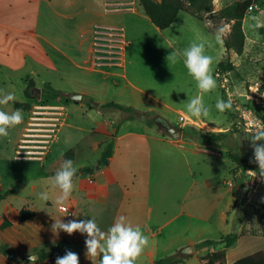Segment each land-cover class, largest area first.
<instances>
[{
    "label": "rangeland",
    "instance_id": "obj_1",
    "mask_svg": "<svg viewBox=\"0 0 264 264\" xmlns=\"http://www.w3.org/2000/svg\"><path fill=\"white\" fill-rule=\"evenodd\" d=\"M33 1V3H26L24 0H0V24L5 23L11 28L17 29V31L9 30L8 32H12L11 37H9L6 33L7 31L0 27V50L7 49L13 46L14 43V46L19 47L16 56L11 55L10 58H7L6 56L0 55V62L3 61L6 63V61H9L10 64L16 66H21L24 63L28 67V70L25 72H29L31 76H33L31 71L36 70L34 66L36 62L33 59L36 54H32L35 52L32 47L41 49V45L44 44L43 39L46 38H35L24 34V31L35 26L38 13H40L38 18H41L42 26L38 28L37 33L43 37H49L50 35V32L47 33L45 30L46 24L42 19L44 16L48 19V23L53 25L54 28H60L68 32V36H61L58 38L59 43L65 47L68 46L67 43L79 41L81 35L93 36L96 31L107 32L114 30L116 33H124L125 39H127L126 41L129 45L127 48L129 57H134L136 45L134 42L129 44L133 36L132 33L134 32L133 25H138V27L141 28L140 31H145L149 38V42H151V46L159 43L164 45L170 52L175 50L171 45L174 46L176 50H183L188 47L192 41L199 42L203 40L211 45L210 47H206V54L214 57L212 68L214 78L217 81L215 90L209 93H200L196 87V82L188 75L187 69L181 59L176 64L168 65L165 58L170 53L166 55L163 52L165 50L155 49L153 53H148V59H146V62L141 67V74L143 73L147 76V79H149L151 85L155 87V90H150L143 84H137L143 90L152 92L155 97H149L138 92L134 93L130 86H127L125 90L126 102L124 101L125 104L127 103L126 105L134 109L136 108L135 110L138 112H151L152 115L149 117H142L143 115H136V117L138 120H156L155 125H153L154 127L150 125H146V127L154 128L155 131L157 130L159 132L157 135L164 139H175L168 131V128L160 126V124L164 125L162 123L164 121L170 122L171 126L178 129L193 126L203 131L217 132L226 135L219 145H214V147L209 149L217 154L221 152V156L197 153L195 151L196 146L192 144L195 140L192 136L190 137L188 135L187 131H184V144H181L180 149L172 148L168 145L167 147L163 146V150H168L159 158V166L154 170V180L155 183L160 186L162 202L170 206L167 218L164 219L163 222L168 221L175 215L176 218L159 230L158 227L160 224L156 225V215L153 212L147 233L149 245L145 248L144 254L141 255L137 261V264H156V262L164 258L174 257L181 252L180 255L185 256L181 264H204L206 262V260H204L206 256H204L205 250L203 248H198L197 244L205 240L218 241L222 236H227L232 233L239 234L238 212L241 206L238 205L234 212H228V225L224 222H220L218 212L227 204L229 197L227 196V199L223 203L221 198H210V196L209 199L204 196V199L196 200L197 186H194L193 178L196 177L197 179L203 175L204 178L220 176L225 178V180L239 183L240 179L235 178L233 173H240L242 177L241 189L245 188L247 182H249V185L253 184V192L257 195L258 201L260 203L261 201L264 202V199L259 196V190L261 189L260 192L264 194V188H258L254 185L256 176L249 174L248 172L250 170H243L239 167L234 158V156L237 155L253 158L251 141L245 138L246 136L250 138L251 135L245 134L243 131L239 130L237 124L241 121L242 112L245 110V107L247 105L249 106V104L246 103L245 93L251 91V86L264 90V0H256L252 5L253 10L248 12L244 21V31L246 34L244 52L240 56L234 52L228 53L227 58L234 64L235 70L221 75L220 77L218 76L219 82L215 76V71L219 61L225 54L222 35L225 38L230 33V25L226 24L224 20L215 21L211 16H205L207 23L211 21V23H209L211 30L217 33L218 29H223L220 33L221 39L217 42L216 33H209L203 22L188 13L181 12L177 24L184 21V32L181 39L175 41V38L167 35L168 31H166V33H160V35L156 34L152 29L153 27H151L154 24L151 25L152 23L149 21L144 23L142 18L135 13H106L104 12L105 10L96 11L95 9V12L90 13L85 10L91 7V4L82 2H77L74 6L58 10L57 8L51 7V0ZM237 1L239 0H214V9L219 10ZM121 6L130 7L134 5L127 4ZM106 7L113 8L116 6L108 5ZM14 35L24 38L23 42L26 45L19 44L20 38L14 42ZM54 38L57 39V36H54ZM8 39L9 41H7ZM102 42L99 48L105 50L113 49V41L110 39H105ZM123 65H125L124 67L122 66L123 68L119 67L116 69L118 73L121 75L128 73L126 74L128 78L134 81L132 74H136L137 71L135 63L131 61L128 63L127 60ZM6 71L4 66L3 69L0 70V90L14 93L16 96L15 101H23V103L31 104L30 100L25 99L22 91L24 86V82H21L20 78L22 74L15 75V78L11 80L7 79ZM138 71H140V69H138ZM159 73H161V78L157 79L156 77ZM159 80H161V82ZM121 81L124 82L125 80L121 79ZM38 83L43 87L41 80H39ZM54 87L63 89L67 92H69V88H72V86L61 84L60 82H56ZM34 88L35 87L32 88V91L35 102L30 108L31 115L37 103L46 101L41 95V88L38 87L40 92L35 91ZM197 95H200L205 105L210 107V115L208 118L197 119L191 117L187 112V100ZM119 96L120 95H118L115 90L110 92L109 97L113 103L116 102L115 99H119ZM133 96L137 97L138 100L135 101ZM218 98L224 101H228L229 98H231L232 108L224 112H219L215 108V103ZM49 102L53 104L56 103L53 98H51ZM91 102V99L89 102L86 100L84 106H82L70 99L64 98L62 103L67 108L64 112H69L70 126L63 131L59 144L52 147L53 152L51 153L49 161L46 162L45 167L35 164L31 165L32 174L47 176V173H49L48 171L52 169V167H60L63 161L67 159L65 155L70 150L74 152L77 150L79 151V156L76 159H72L74 165L78 167V171L84 166H97V158L100 152L97 150L95 151V149L98 147V143L103 140V137L98 134L100 132L92 133V131L94 129L99 131L103 127L101 124L102 118L105 117L106 122L113 124L115 129L119 130V133L133 125L132 123H126V121V124L123 122L119 126V122L127 118L130 113H124L114 107L95 110L96 107L91 104ZM93 103L95 104V102ZM134 103L136 104L132 105ZM8 105L9 104L0 105V110L7 112L10 110ZM13 106L15 105H12V110L14 108ZM33 115L35 116L37 114L34 112ZM182 115L183 119L180 120ZM184 115H188L192 121L186 119ZM26 117L28 116L26 115ZM19 128L22 129V127L11 128L8 137H0V160L11 161V163L14 162L13 156L16 155L15 145L18 144L21 139ZM64 132L67 133L65 134ZM258 143H264V141ZM224 188L227 189L229 187L225 185ZM27 190H29L28 187L20 193V197L24 196ZM207 192L210 191L205 190L204 193ZM209 195L212 194L209 193ZM223 197L224 195L222 198ZM17 201L19 200L17 199ZM173 205L175 209L174 213L172 212ZM191 207L207 210L208 214L206 218L209 217V220L202 218L200 214H194L192 217H189L187 211H190L189 208ZM239 218L244 223L241 235L246 236L247 233L252 231L256 234L261 231L260 233L264 234V211H259L256 215H253L241 209ZM160 223L162 224V222ZM248 226L251 228L248 229ZM168 240H171V243H169ZM189 240L196 241V245L193 247L194 253L191 254L185 253L186 249L189 250L191 247V244L188 242ZM248 240V238H241L238 247L233 251L234 253L230 254L229 261L237 257L241 258V255L246 256L256 248L263 247L264 245V243L259 244L256 241L250 244V248L246 249ZM221 246V244L216 243L213 246V250H219ZM183 249L185 252L181 251ZM210 250L211 248L208 249L209 252ZM189 251L192 252L191 250Z\"/></svg>",
    "mask_w": 264,
    "mask_h": 264
},
{
    "label": "crops",
    "instance_id": "obj_2",
    "mask_svg": "<svg viewBox=\"0 0 264 264\" xmlns=\"http://www.w3.org/2000/svg\"><path fill=\"white\" fill-rule=\"evenodd\" d=\"M128 1L129 0H51L50 4L53 8L63 10L67 7L74 6L77 4V2H82L85 4L90 3L91 7L85 10L89 11L90 13L95 12L94 9L96 11L105 10L104 12L106 13L131 12L138 14L144 23H146V21L152 23L144 11L137 5V0L135 1L134 6H121L127 5ZM24 2L33 3L34 1L24 0ZM108 5H114L116 7H106ZM38 16H40V13L37 15V23L35 26L24 31V34L33 36L35 38H46L43 39L44 44L41 45V49L32 47L33 51H35L32 54H36L35 57H33L34 61L36 62L34 65L36 70L31 71L33 76H31L29 72H25L28 70V67L24 63L21 66H16L14 64H10L9 61H6V63L3 61L0 62V70L3 69V66L4 69L7 70V79L13 80L15 75H19L20 73L22 74L20 78L21 82H24L22 91L24 93L25 99L28 98H26L24 91L30 82H34L35 91L40 92L39 88H41V94L45 85L50 84L54 89L62 92L66 95V97H69L66 98L65 96H62L53 98L56 102L54 104L63 106L65 111L67 108L62 102L64 98L71 100V95L73 94L84 95L83 101H76L82 106H84V102L86 100L89 102L91 99L92 103L95 102V110H99L103 108L104 105L112 103L109 96L110 92L115 90L120 96L118 97L119 99L114 98L116 102L113 103L129 107V105H126L127 103H124V101L126 102L125 90L127 89V86H130L134 93L138 92L149 97H155L152 92L143 90L137 85L143 84L150 90H155V87L151 85L149 79H147V76L143 73L141 74V67L146 62V59H148V53H153L155 49L165 50L163 52L166 55L169 54L170 51L164 45L159 43L151 46V42H149V38L145 31H140L141 28H139L138 25H133L134 32L132 33V41L130 40L129 43L131 44L134 42L136 45L134 57H129L127 49L129 47L128 42L124 51V63L127 60L128 63L130 61L134 62L137 68L136 74H132V78L134 80L132 81L126 75L128 73L121 75L118 73V70H116L119 67L123 68L125 65H119L118 60L107 59L112 58V56L108 55V52L106 53V51L96 46L97 42L95 41V35H81V39L79 41L67 43L68 46L65 47L59 43L58 38L61 36H68V32L61 30L60 28H54L53 25L48 23V19L43 16V22L46 24L45 30L47 33L50 32V35L49 37L41 36L37 33L38 28L42 26L41 18H38ZM179 19L180 18L178 15L176 21L166 30H160L153 24H151L153 25L151 27H153V31L158 35L168 31L167 35L175 38V41L180 40L184 32V21H181L179 24H177ZM203 23L209 33H216L207 29L209 23ZM0 27L7 31L6 33L9 37L12 35V32H8L9 30L17 31L16 28H11L5 23L0 24ZM54 36H57V39L54 38ZM18 38H20L19 44L26 45L23 42L24 38L18 35H14L13 41L16 42ZM223 39L224 37L222 35V40ZM7 41H9V39ZM14 44L7 49L0 50V55L6 56L7 58H10L11 55L16 56L19 51V47L14 46ZM171 47L176 50L174 46L171 45ZM180 59L183 62V58L181 57ZM138 69H140V71H138ZM156 78L160 79L161 73L157 74ZM121 79H124L125 81L123 82ZM39 80H41L43 83V87H41V85L38 83ZM159 81L161 82V80ZM56 82L70 85L72 88H69V92L60 88L57 89L54 87ZM133 99H135V101L138 100V98L135 96H133ZM28 100L31 101V104L23 103V101H14L9 102L8 105L10 110L7 112H12L16 109L23 110V122L15 126L22 127V129L19 128L21 132L20 141L26 133L31 119L30 108L35 102L34 94L33 99ZM14 103L28 104L30 107L16 108L13 106L14 108L12 110L11 107ZM135 104L136 103L132 105ZM26 115L28 117H26ZM69 117V112H64L63 125L59 128L57 137L54 140L52 147L59 144L63 131L70 126ZM184 117L188 120H191L188 115H184ZM182 119L183 115L180 117V120ZM128 121L125 122L130 124L132 123L133 125H131L129 128H126L123 132L119 133L118 131L115 137L114 154L109 165L99 166V168L97 165L94 172L90 174H79L74 178V190L72 195L63 204L75 214L72 216H68L66 213L61 212L60 206L55 204V199L60 195V190L52 185L49 178L55 174L58 168L52 167V169L48 171L49 173H47V176L34 175L31 172L32 164L45 167L46 162L49 161L51 153L53 152L52 147L47 159L43 164H41V162L36 159H18L16 158V155L13 156V163H11V161L0 160V195L4 194L14 184H20L15 193L0 200V247L7 246L10 249V252L15 256L14 258H8L7 256H4L2 253H0V264H29L28 256L30 252L39 257L38 264H55L56 257H50L42 261L40 260V254L63 250V248H61V243L64 241H66V243H76L80 246L81 250L78 253L79 264H92V262L89 260L91 258L87 257L85 254V239L87 238L86 234L82 235L79 232H76L72 235H68L63 231H60L58 235H54L51 231V225L55 222V220L61 219L63 222H68L69 220L74 219L84 220L94 217L101 230L107 231L108 228L114 223L116 218L123 215L126 217L128 222H130L133 226L138 225L141 228L143 234L147 235L153 212L156 215V225L160 224L158 227L159 230L164 228L166 224L171 223V221L176 218L175 215L168 221L163 222V220L167 218V214L170 211V206L165 202H162L160 186L157 185L154 180V170L159 166V158L163 153H165L166 150H168H163V146L167 147L168 145L169 147L171 146L172 148L180 149L181 144H184V128H180L183 131L182 137L180 139H164L157 135L159 133L157 130L155 131L152 127H146V125L148 126V124H146V119ZM101 124L103 126L100 129L101 131L95 129L92 131V133L100 132L98 134L102 135L103 137V140L98 143V147L95 149V151L97 150L100 152L99 157L97 158V164L101 158L104 146L110 142L111 138L116 133V129L113 124L106 122L105 117L102 118ZM163 124L166 127H173L171 126L170 122L167 121ZM64 133L66 134L67 132ZM18 144L15 145V149ZM192 144L196 146L195 151L199 154L214 156L222 155L221 152L217 154L209 150L214 146H203L197 141H193ZM78 156L79 151L77 150L74 152L73 159H76ZM233 175L235 178L240 179L239 183H235L231 180H225V178L220 176L213 178L205 177L206 179L204 178V175L197 179L196 177H192L194 186H197L196 200L204 199V196L209 199L210 196V198H221L223 203L227 199V196L229 197L227 204L218 212V218L220 222H224L227 225L229 224L228 212H234L238 205L241 206V209L253 215H256L259 211H264V202L261 201L260 203L258 201L257 195H255L253 192L252 184L249 185V182H247L245 188L241 189V174L233 173ZM255 181L256 182L254 185H256L258 188L263 187L261 179L258 175H256ZM225 185H228L229 188L225 189ZM27 187L29 190H27L24 196L20 197V193H22L23 190H26ZM205 190H209L210 192L204 193ZM260 190L259 196L264 199V194L261 193ZM41 192H46L48 194V202H44L39 199V194ZM209 193L212 195H209ZM223 195L224 197L222 198ZM17 199L19 201H17ZM26 206H28L30 210L36 212L37 215L28 221L22 222L20 210ZM173 209L172 212L174 213L175 209ZM189 209L190 211H187L189 217H192L194 214H200L202 218L209 220V217L206 218V215L208 214L207 210H202L198 207H191ZM238 219V233L240 238L235 245L227 250L228 264H232L234 261L240 258L237 257L236 259L229 261L230 254L234 253L233 251H235V249L238 247L241 238L249 239L248 243L246 244V249L250 248V244L253 242L257 241L259 244L264 243V234H261V231H257V234L252 231L247 233L246 236L241 235L244 223L239 217ZM4 221L11 222V226L6 229H2L1 226ZM160 222H162V224ZM250 228L251 227L248 226V229ZM168 242L171 243V240H168ZM188 242L191 244V246L195 247V240H189ZM224 248V245H222L219 250H223ZM203 249L205 250L204 256L212 251H219L215 249L213 250V246L211 247L210 252L208 251L209 247H204ZM259 250H264V245L263 247L256 248L250 254ZM181 251H184V249ZM242 256L244 255H241V257ZM99 259V257L96 258V264H99Z\"/></svg>",
    "mask_w": 264,
    "mask_h": 264
},
{
    "label": "clouds",
    "instance_id": "obj_3",
    "mask_svg": "<svg viewBox=\"0 0 264 264\" xmlns=\"http://www.w3.org/2000/svg\"><path fill=\"white\" fill-rule=\"evenodd\" d=\"M211 23V21H209ZM223 29H218L216 33L217 42L220 41V33ZM206 41H192L188 47L183 50H172L166 56L169 64H176L180 58H183V64L187 69L188 75L196 82V87L200 93H209L216 89L217 81L213 75L212 65L214 57L206 54V47H210ZM16 96L12 92H4L0 90V105H7L14 102ZM187 112L191 117L197 119L208 118L210 115V107L205 105L200 95L187 100ZM215 108L219 112H224L232 108V100L228 101L218 98ZM23 122V110L16 109L12 112L0 110V137H8L9 129ZM253 148V160L258 164L259 175L264 177V126L259 122L254 126L250 138ZM78 167L74 165L73 160L65 159L55 174L49 179L52 185L60 190V195L56 197L55 204L62 206L72 195L74 190V178L76 177ZM249 174L256 176L257 172L249 171ZM39 199L48 202L49 196L46 192L39 194ZM73 215H75L73 213ZM51 231L54 235H58L60 231L72 235L79 232L86 234L85 247L86 256L92 264H96V258L99 257V264H137L139 257L143 254L145 248L149 245V237L141 231V228L133 226L127 221L126 217L121 215L116 218L114 223L107 231L101 230L96 219L69 220L63 222L55 220L51 225ZM29 264H38L39 257L29 253ZM55 264H79V256L77 253L66 250L63 256H57Z\"/></svg>",
    "mask_w": 264,
    "mask_h": 264
},
{
    "label": "trees",
    "instance_id": "obj_4",
    "mask_svg": "<svg viewBox=\"0 0 264 264\" xmlns=\"http://www.w3.org/2000/svg\"><path fill=\"white\" fill-rule=\"evenodd\" d=\"M256 0H239L234 2L231 5H227L222 7L220 10L214 9V0H137V5L144 11V13L148 16L152 24H154L160 30L168 29L178 18V15L181 12L188 13L189 15L195 17L196 19L207 23L205 20V16H211L215 21L224 20L226 24L230 25V33L223 39L225 54L222 56V59L218 63L216 69V77H220L221 75H225L235 70L234 64L227 58L228 53L234 52L237 55H242L245 48L246 43V34L244 31V21L248 14L249 8L254 4ZM207 29L211 32H214L210 29L209 24ZM218 79V78H217ZM219 82V79H218ZM34 87V82L28 83L25 89V96L28 99H33L32 88ZM44 100L48 101L51 98H58L65 96L60 91L54 89L50 84L45 85L42 89V94ZM69 98V97H67ZM79 103V102H76ZM16 108H29L28 104H20L14 103ZM106 107H114L118 110H121L124 113H130V115L122 119L119 122V126L128 120H136L138 119L136 115H143L142 117L151 116V112L141 113L135 110L133 107H125L123 105L117 103H108L103 106ZM156 120H147L146 124L153 126L155 125ZM166 123V121L162 122ZM118 129H116V133L111 138L110 142H108L103 149L101 158L98 162V166H108L111 158L114 154L115 147V137L118 133ZM183 131H187L188 135L197 141L200 145L203 146H214L219 145L220 142L224 140L226 137L225 134L217 133V132H207L200 129H196L193 126H189L183 129ZM65 157L67 159L74 158V151L70 150L66 153ZM235 162L241 167L243 170H251L257 172V175L261 179V183L264 187V177L259 175L258 164L255 162H250L253 158L243 157L241 155L234 156ZM96 170V166H86L77 171L76 176L79 174H90ZM20 184H14L9 190H7L4 194L0 195V200L9 197L13 193L16 192L18 186ZM241 208H239L238 215L240 216ZM37 214L36 212L29 209L28 206L23 207L20 210L21 221L25 222ZM238 216V217H239ZM11 226V222L4 221L1 228L6 229ZM240 235L236 233L229 234L227 236H222L218 241L214 240H205L199 244H197L198 248L209 247L211 248L216 243L224 245L223 250L213 251L208 253L204 260L206 262L204 264H228L227 263V250L231 248L233 245L237 243ZM63 250L55 251V252H45L40 254V260H46L50 257L63 256L66 250H71L75 253H79L81 248L76 243H66V241L61 243ZM66 246V247H65ZM65 247V248H64ZM10 252V249L7 246L0 247V253L4 256ZM178 255L174 257H167L156 264H180L184 261L185 256ZM232 264H264V250H259L255 253L249 254L247 256L241 257L234 261Z\"/></svg>",
    "mask_w": 264,
    "mask_h": 264
},
{
    "label": "built area",
    "instance_id": "obj_5",
    "mask_svg": "<svg viewBox=\"0 0 264 264\" xmlns=\"http://www.w3.org/2000/svg\"><path fill=\"white\" fill-rule=\"evenodd\" d=\"M136 0H129L128 4L134 5ZM253 10V6L249 11ZM248 11V12H249ZM96 46L100 47L103 40L113 41V49L105 50L112 58L118 60L119 65L124 64V51L127 47V41L124 33H116L114 30L107 32H94ZM109 37V38H108ZM101 41V42H100ZM250 92L245 93L246 103L249 104L242 112L241 121L237 128L245 134L251 135L257 122L264 126V90L256 87H250ZM64 107L54 105L48 101L39 102L35 105L26 133L16 147V158L36 159L44 163L51 151L52 144L57 137L59 128L63 125ZM37 115H33V113ZM248 171V170H247ZM253 185V184H252ZM60 211L72 216L73 213L67 206H60Z\"/></svg>",
    "mask_w": 264,
    "mask_h": 264
},
{
    "label": "water",
    "instance_id": "obj_6",
    "mask_svg": "<svg viewBox=\"0 0 264 264\" xmlns=\"http://www.w3.org/2000/svg\"><path fill=\"white\" fill-rule=\"evenodd\" d=\"M84 99V95L83 94H73L71 95V100L76 102V101H83ZM91 104H93L91 102ZM94 106H96L95 104H93ZM168 131L170 132V134H172V136L175 138V139H180L182 137V134H183V131L181 129H178V128H175V127H168ZM99 168V166H98ZM189 250H191L192 252H190ZM186 249V253L187 254H191V253H194V248L193 246H191L190 248ZM7 257L8 258H14V254H12L11 252H9L7 254Z\"/></svg>",
    "mask_w": 264,
    "mask_h": 264
},
{
    "label": "flooded vegetation",
    "instance_id": "obj_7",
    "mask_svg": "<svg viewBox=\"0 0 264 264\" xmlns=\"http://www.w3.org/2000/svg\"><path fill=\"white\" fill-rule=\"evenodd\" d=\"M160 126H164V127H166L165 125H162V124H160ZM166 128H168V127H166Z\"/></svg>",
    "mask_w": 264,
    "mask_h": 264
}]
</instances>
